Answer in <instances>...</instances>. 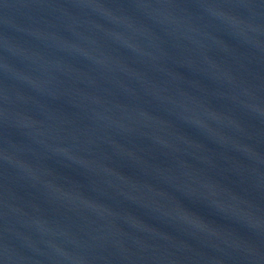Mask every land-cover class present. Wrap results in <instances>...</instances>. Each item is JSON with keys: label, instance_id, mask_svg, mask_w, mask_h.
Instances as JSON below:
<instances>
[{"label": "water", "instance_id": "1", "mask_svg": "<svg viewBox=\"0 0 264 264\" xmlns=\"http://www.w3.org/2000/svg\"><path fill=\"white\" fill-rule=\"evenodd\" d=\"M0 264H264V0H0Z\"/></svg>", "mask_w": 264, "mask_h": 264}]
</instances>
